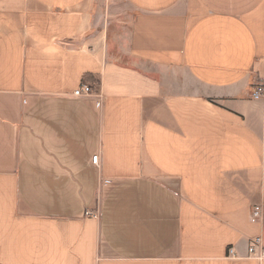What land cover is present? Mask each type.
I'll return each instance as SVG.
<instances>
[{"label": "crops", "instance_id": "0c3cea01", "mask_svg": "<svg viewBox=\"0 0 264 264\" xmlns=\"http://www.w3.org/2000/svg\"><path fill=\"white\" fill-rule=\"evenodd\" d=\"M96 1L0 0V264H264V0Z\"/></svg>", "mask_w": 264, "mask_h": 264}, {"label": "built area", "instance_id": "2783aa9c", "mask_svg": "<svg viewBox=\"0 0 264 264\" xmlns=\"http://www.w3.org/2000/svg\"><path fill=\"white\" fill-rule=\"evenodd\" d=\"M72 96L75 98H88V97L93 96L91 85L83 82L79 88L73 91ZM251 97L254 100H260L264 98V84L263 83H257L254 85V87L252 88ZM98 159H99L98 154L92 157L91 162L94 166H98L97 165ZM262 218H263V215H262L261 206H255L251 212V218H250L251 222H259L261 221ZM229 255L233 257L232 250H229ZM248 255L250 258H253L257 261L264 260V246H263L261 238H255L251 240V244L248 248Z\"/></svg>", "mask_w": 264, "mask_h": 264}, {"label": "rangeland", "instance_id": "374dc122", "mask_svg": "<svg viewBox=\"0 0 264 264\" xmlns=\"http://www.w3.org/2000/svg\"><path fill=\"white\" fill-rule=\"evenodd\" d=\"M96 2L98 6L102 7V8L99 7V14L101 15V18H103L106 15L108 8L110 7L112 8L115 5H117L114 2V0H97ZM102 13L104 14V16ZM129 21H130V17L127 16L126 14L119 16L117 20L109 26L110 35L111 36L113 35V38L121 37V42L124 43L127 31L129 29V25H128ZM125 62L126 61L124 60V62L122 63H125Z\"/></svg>", "mask_w": 264, "mask_h": 264}]
</instances>
